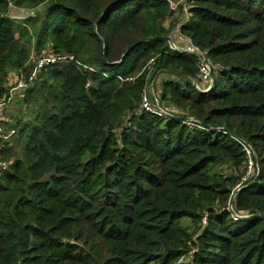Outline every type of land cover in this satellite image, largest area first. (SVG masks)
Here are the masks:
<instances>
[{
  "label": "trees",
  "instance_id": "obj_1",
  "mask_svg": "<svg viewBox=\"0 0 264 264\" xmlns=\"http://www.w3.org/2000/svg\"><path fill=\"white\" fill-rule=\"evenodd\" d=\"M179 1L0 0V101L35 57L76 59L3 118L0 264H264V0H186L185 20ZM178 27L211 61L206 92L191 55L139 43ZM158 67L178 71L159 95Z\"/></svg>",
  "mask_w": 264,
  "mask_h": 264
},
{
  "label": "built area",
  "instance_id": "obj_2",
  "mask_svg": "<svg viewBox=\"0 0 264 264\" xmlns=\"http://www.w3.org/2000/svg\"><path fill=\"white\" fill-rule=\"evenodd\" d=\"M180 4H183V12L186 17L190 16L189 8L186 2H177L171 3V8L173 11H177ZM34 14L33 11H27L28 17H32ZM28 17H24L25 19ZM170 42H168L169 48L173 51H177L179 53H185L188 55H197L199 57L198 65H199V78L200 80L194 81L195 87L203 92H206L210 89L213 82V67L211 61L207 57V53L202 52L197 46H195L192 41L184 36L179 27L174 29L170 36ZM76 59L71 54L65 53H53L52 51L44 53L40 58L36 59L35 67L31 74L28 76L17 77V82L11 87L9 91V97L7 100L0 101V137L3 138L4 141H9L12 136L15 135V130H5V126L3 124V118L5 117V111L10 102H12L18 95L23 94L27 90H29L38 79V76L45 68L65 62H74ZM143 108L151 113L158 115H167L170 114L166 108L155 107L153 106L147 96L143 98ZM171 115V114H170ZM247 153L251 155V151L247 150ZM8 169V164L0 160V170ZM255 171L253 169V163L250 159L248 172L243 179V182L248 181L250 177H253ZM206 224V221H204Z\"/></svg>",
  "mask_w": 264,
  "mask_h": 264
},
{
  "label": "rangeland",
  "instance_id": "obj_3",
  "mask_svg": "<svg viewBox=\"0 0 264 264\" xmlns=\"http://www.w3.org/2000/svg\"><path fill=\"white\" fill-rule=\"evenodd\" d=\"M181 2H186V0H180ZM43 8L41 7L40 10H42ZM35 13L37 12H34V14L32 15L35 16ZM9 17H11L12 19H15L17 21H23L25 18L24 17H28L27 15V11L24 10V11H18L16 8L12 7L10 12H9ZM182 18L185 20L186 19V15H183ZM36 60V57L34 58V61ZM22 76V75H21ZM20 76V77H21ZM166 78H171L170 76L168 75H164V78L163 76H159L157 78V80L155 81V88H156V91L157 94L159 95L160 93V88H161V83H162V80L166 79ZM17 74H12L10 79H9V91L11 89V87L17 82ZM35 86V85H34ZM154 90V89H153ZM153 90H151V93H153ZM8 97H9V94H8ZM21 95H18L12 102H10L7 106V110L5 112V121L8 122V120L12 118V116L17 112L18 113V103H19V100L21 99ZM8 99V98H7ZM5 99V100H7ZM15 102V103H14ZM151 103V102H150ZM16 113V114H17ZM8 124V123H7ZM5 126V130H10L7 128L8 125L4 124Z\"/></svg>",
  "mask_w": 264,
  "mask_h": 264
},
{
  "label": "water",
  "instance_id": "obj_4",
  "mask_svg": "<svg viewBox=\"0 0 264 264\" xmlns=\"http://www.w3.org/2000/svg\"><path fill=\"white\" fill-rule=\"evenodd\" d=\"M154 39H156V40H160V41H164V42H167V43L171 41L170 38H149V39H144V40L140 41L139 43L146 42V41H150V40H154ZM191 56H192L194 59L199 60V57H198L197 55H191ZM123 58H124V56L122 57V59H123ZM163 72L178 73V71L172 70V69L167 68V67H158V68L154 71L152 77L150 78L149 86H150L151 88H153V86H154V84H155V81L157 80L159 74H160V73H163ZM215 82H216V79H215L214 76H213L212 86L215 84ZM201 92H203V91H201ZM166 116H167V117H170V118L177 119V120L182 121V122H191V121H192L191 118H189V117H184V116H173V115H170V114H167ZM236 193H237V192H236ZM232 204H233V200L231 201V204H230L231 207H232Z\"/></svg>",
  "mask_w": 264,
  "mask_h": 264
},
{
  "label": "crops",
  "instance_id": "obj_5",
  "mask_svg": "<svg viewBox=\"0 0 264 264\" xmlns=\"http://www.w3.org/2000/svg\"><path fill=\"white\" fill-rule=\"evenodd\" d=\"M18 11H24L23 9H18V8H16Z\"/></svg>",
  "mask_w": 264,
  "mask_h": 264
}]
</instances>
